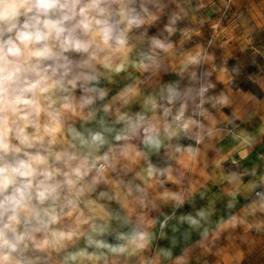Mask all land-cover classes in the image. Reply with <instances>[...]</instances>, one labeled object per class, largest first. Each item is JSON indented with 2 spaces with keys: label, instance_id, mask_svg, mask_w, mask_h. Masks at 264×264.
<instances>
[{
  "label": "clouds",
  "instance_id": "clouds-1",
  "mask_svg": "<svg viewBox=\"0 0 264 264\" xmlns=\"http://www.w3.org/2000/svg\"><path fill=\"white\" fill-rule=\"evenodd\" d=\"M264 264V0H0V264Z\"/></svg>",
  "mask_w": 264,
  "mask_h": 264
},
{
  "label": "rangeland",
  "instance_id": "rangeland-1",
  "mask_svg": "<svg viewBox=\"0 0 264 264\" xmlns=\"http://www.w3.org/2000/svg\"><path fill=\"white\" fill-rule=\"evenodd\" d=\"M239 250V241L238 238H234L231 241H225L224 250L221 251L219 257L220 264H234L233 257L236 255ZM247 264H261V261L258 257L250 258Z\"/></svg>",
  "mask_w": 264,
  "mask_h": 264
}]
</instances>
